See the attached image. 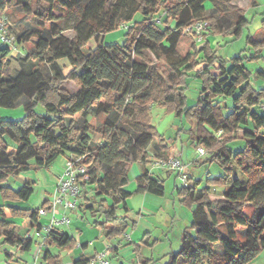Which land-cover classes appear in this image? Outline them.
<instances>
[{
    "label": "trees",
    "instance_id": "obj_1",
    "mask_svg": "<svg viewBox=\"0 0 264 264\" xmlns=\"http://www.w3.org/2000/svg\"><path fill=\"white\" fill-rule=\"evenodd\" d=\"M205 1L213 3L209 14ZM13 2L23 11H30L35 3L37 19L36 27L17 37L19 43L31 44L32 50L19 59L22 67L8 79L4 73L11 62L10 48L0 44V106L13 108L22 101L25 110L20 121L0 120V194L5 202L26 201L32 192L28 184L13 189L8 183L11 176L48 167L61 156L84 155L90 171L83 190L89 186L94 190L92 202L85 207L92 224L109 225L108 239L122 235L134 223L116 214L118 208L129 209L131 192L124 186L131 165L139 163L142 168L136 193L163 196L164 180L154 177L148 164L155 169L151 166L155 159L181 153L169 147L148 120L151 103H169L192 123L191 144L204 146L210 161L225 172L208 178L202 188V179H192L185 172L189 184L175 187L180 202L192 207V219L181 233L180 247L163 256L167 257L164 264H247L264 249V115L257 112L262 110L264 87L251 85V76L264 77V73L251 71L241 54L216 61L207 41L211 32L237 37L248 22L243 8L233 0H0V12ZM250 3L255 5V0ZM136 14L143 21L129 25L121 42H103L106 32ZM70 15L72 22L60 26L58 22ZM197 21L210 24L200 46L194 33L186 31ZM162 23L164 29L159 27ZM64 29L72 30L73 37L64 36ZM90 40L93 46L88 45ZM247 44L257 53L264 47V37L257 40L249 35ZM150 55L164 68L153 63ZM61 59L67 60V72ZM202 64L197 76L203 87L196 102L186 106L181 85L187 71ZM66 80L74 81L78 89L67 92L61 86ZM229 99L234 106L225 116ZM38 104L43 112L35 111ZM93 133L100 136L98 141ZM238 139L245 144L234 153L228 144ZM152 145L157 154L150 160ZM235 169L244 178L233 177ZM217 185L224 188L219 192ZM37 210L1 204L0 245L28 251L33 240L20 235L18 224L5 218L39 227ZM43 243L66 251L77 244L74 237L55 230ZM5 255L12 258L8 251ZM42 256L47 264L58 262L48 250ZM92 259L81 255L74 264H90Z\"/></svg>",
    "mask_w": 264,
    "mask_h": 264
},
{
    "label": "rangeland",
    "instance_id": "obj_2",
    "mask_svg": "<svg viewBox=\"0 0 264 264\" xmlns=\"http://www.w3.org/2000/svg\"><path fill=\"white\" fill-rule=\"evenodd\" d=\"M238 3H242V1ZM30 6L32 7L30 11H23L18 4L13 2L7 9H5L3 12H0V15L3 14L7 18V33L10 37V42L6 44L10 48V53H11V62L9 64V67L7 68V71L4 73V77L7 79L10 76L12 77L16 75V71H18L19 68L22 67L19 62V59L23 57L25 54L30 53L32 50L31 44L29 43L25 44L22 42L19 43L17 41V37L20 34L36 27L35 26L36 24L35 19H37L35 18L36 4L32 2ZM204 6L206 8V12L209 14L213 8V3L210 1H205ZM243 9H244L245 18L247 19L248 22L242 28L241 33L237 37H232V36L230 37L227 36L225 33L211 32L210 33V36H212L210 38L211 43L208 41L209 47L211 48V50H213V53L215 54L217 59L216 61H218V59L229 60L230 58L237 56L238 54H241L245 66H247L251 71L255 72L259 69L263 70L264 50L262 48L257 53L256 52L254 53L255 47L253 45L247 44V37L249 35H253L257 40H261L264 37V28H263L264 0H255V5H252L250 3L249 5H245ZM72 20H73V15H70L68 19H65L64 21H60L58 23L60 26H64L65 23H70L72 22ZM135 21L142 22L143 16L141 14H136L134 19L124 24L126 26L133 25ZM124 24H120L116 29L106 32L104 34L103 42L108 44L121 42L122 39L124 38V33L127 30L125 29ZM159 27L161 29H164L166 26L164 23H162L159 24ZM62 34L68 38H72L74 32L70 29H64L62 30ZM93 44L94 43L92 40L88 42L89 46H93ZM247 46H249L251 50H249L250 48L247 49ZM199 55H203V52L199 53ZM150 56L153 60L152 62L157 63L156 59H154L152 55ZM251 56H254V58H251ZM59 63L63 67L64 72H67L69 69L67 60L61 59ZM157 64L162 68H164L163 63L161 61L158 62ZM217 65L218 62L216 63L215 66ZM202 66L203 64L198 66L196 70L189 69L187 71L186 82L182 83L181 85L183 88L182 90L184 92V95L187 98L186 106H190L194 104L199 96V93L201 92V89L203 87V81L201 80L200 77L197 76V70ZM259 78L254 80V77L251 76V82L253 86L264 87V78L263 77H259ZM61 86L69 93H73L78 89V85L71 80H66L62 82ZM227 101H228L227 102L228 107L223 109L225 116L228 115L230 112H232L234 106V103L231 99ZM222 105H224V103H222ZM35 111L43 112L42 106L40 104L36 105ZM24 115H25V110L23 108L22 101L16 107L13 108L0 106V120L20 121L24 117ZM148 120L149 123L154 127L157 134L165 138V141L167 142L169 147L174 146L177 148V150L183 151L184 154H186L187 156V157L185 156L186 161L184 157L181 156V158L185 163L190 164L186 173H188L189 171L190 175H192V174H196V171L201 172V176L199 177V179H202L203 183L199 184V188H202L206 185L208 178L218 177L219 175L224 174L225 171L222 169L223 170L222 173V170L220 169L218 164L212 163L210 161L209 152L206 150L204 146L202 147H204L205 154L200 155L198 154L197 147L191 144L190 141L191 136L188 130L192 125V123L187 118L186 113L183 112L181 115H178L176 105L169 103L165 104L162 102L151 103L148 109ZM99 122H100L99 119H97V124H99ZM81 123L82 120L78 121L76 124L77 126H80ZM92 136L94 139H97V141L99 140L100 136H98L97 133H93ZM228 146L230 149L233 148L234 153L241 150L239 149V140L230 142ZM150 149H149L150 154L154 149L156 150V154H157V149L153 145L150 147ZM133 164L138 165L139 163H133ZM148 165L150 167V163ZM63 167H64V159L63 156H61L57 158L48 167H38V168L32 167L26 171L19 173L16 176H11L10 178H8L9 179L8 183L13 189L21 188L22 186L25 185V182H29V187L32 188L30 197L26 201L22 202V206H23L22 208L38 207L43 201V198L47 196V193L51 191V184L52 181L54 180L55 175L56 174L58 175L61 172H63ZM199 168L201 169L198 170ZM208 170H210L209 173H207ZM172 172H173L172 174L166 176L164 179V185H165L164 195L152 196L161 199L163 201L162 207H158L161 204L159 202L151 201L149 199L147 201V203H151L156 206L155 208H153L154 209L153 213H158V215L144 216L140 214V210H144L142 207L143 201L140 197V194L136 193V180L133 175V172L131 171V169H129L128 173L131 174L130 177L132 180L131 181L132 184H129L130 179L128 178L129 181L126 185V188L128 191L131 192V195L127 199V201L129 202V209H128L129 212L126 215L129 219V222L132 223L134 221V223L133 225L130 224V226L127 229L135 228L137 229V232H141L142 235V230L140 229H143V231L146 230L149 224L152 225L151 223L157 221L158 219H164V218L167 219L168 215H170L168 213H171V217L170 218L168 217L169 226L168 225L167 226L169 228L165 229V233L169 234V237L172 238L171 240L175 239L174 241H176L177 237L175 236L177 231L175 230L179 226H183V224L179 225L178 220L175 218L181 217L180 215L183 214L184 212H186L188 217L190 218L188 212L191 213L192 207L189 208L188 206L180 202V198L177 195L175 189L173 188V177L177 175L176 174L177 172L176 171H172ZM233 177L244 178V175L241 174L239 170L235 169ZM180 178H181L180 176H177L175 179L176 181L175 185L176 188L178 189H180L178 185L180 186L182 184ZM223 188H224L223 186L217 185V189L219 192ZM173 198H176V200H175V204L172 206ZM0 203L1 204L5 203V200L4 198H2L1 194H0ZM147 207L150 208L149 205ZM149 210L150 209H148V211ZM151 212L149 211V213ZM116 214L117 216L121 217L122 215H124V212H122L121 209L118 208L116 210ZM86 215L87 212L85 213V216ZM87 217L88 216H86V218ZM184 220L185 218L182 217L181 221ZM159 223L161 224L160 221ZM69 226H67L69 227L67 230L73 227V222ZM151 232L149 231V233H144L142 235V236L146 235V237L150 239L149 246L146 247L144 245V247L142 248V252L147 251L149 249V251H151L153 254L154 264H164V262L167 260V257H163V256L166 255L169 251H171L169 249V239L167 238V236H164L165 239L160 241L161 244H155V246L153 247L154 243L156 242L155 238L157 236L153 232H152L153 234L150 235ZM94 234H95V230H89L87 238H90ZM141 243H142L141 240H139L140 245ZM132 245L136 253H138L139 247H137L134 244ZM164 246H166V249L163 250ZM178 247H179L178 245H174L173 248L174 250H177ZM37 248H39L38 251ZM214 248L217 252L220 251L219 248H217L216 246H214ZM40 249L41 251H39ZM42 254H43L42 248H40V246H37L34 243L29 250V255L31 257L35 256L33 257V259L35 260V262L33 261L34 264H47V262L43 259ZM0 256H2L1 252H0ZM127 264H138L137 257L133 256V259L127 262ZM247 264H264V249H262Z\"/></svg>",
    "mask_w": 264,
    "mask_h": 264
},
{
    "label": "crops",
    "instance_id": "obj_3",
    "mask_svg": "<svg viewBox=\"0 0 264 264\" xmlns=\"http://www.w3.org/2000/svg\"><path fill=\"white\" fill-rule=\"evenodd\" d=\"M242 3H238L241 2ZM233 2L236 5H239L241 8H244L245 5H249L250 4V0H233ZM243 14H244V9H243ZM245 16V14H244ZM227 36H230V34H227ZM212 36L208 35L207 36V41H210V38ZM231 37V36H230ZM202 43H199L198 45L200 46ZM211 45V44H210ZM250 47L247 46V49H249ZM251 50V48L249 49ZM264 50V47H263ZM251 53V52H250ZM260 70V69H259ZM214 71V70H213ZM264 73V69L260 70ZM262 77V76H261ZM264 78V77H263ZM258 79V77L254 78V80ZM260 79V78H259ZM251 85L253 86L252 82ZM254 88H260V87H256L253 86ZM257 112L261 115H264V113H262L263 111L261 109L257 110ZM239 140V149L243 148L245 142L243 139H238ZM233 150V148H231ZM152 150V149H150ZM177 150V149H176ZM151 159L156 158V150L154 149L151 153ZM171 156V155H170ZM169 156V157H170ZM173 156V155H172ZM181 156L184 157L186 154H184L183 151H181V153L178 155L179 158H181ZM187 157V156H186ZM64 159V157H63ZM182 159V158H181ZM183 161V159H182ZM186 161V159H185ZM183 163L185 164L186 168H185V172L188 170L190 164L185 163L183 161ZM131 171L133 172V175L135 177V180L137 179V177L141 174L142 172V168L139 165H132L130 167ZM201 168H199L198 170H200ZM149 170L153 173L154 177H159L161 180H164L166 176L172 174L173 172L171 170H165V169H161V168H155L152 169L151 167H149ZM210 170L207 171V173H209ZM162 172V173H161ZM177 174V173H176ZM188 177H192V179H199V177L201 176V172L200 171H196V174H192L190 175V172L188 171L187 173ZM57 174L54 177V180L52 181L51 184V191L47 193V196L43 198V201L41 202V204L38 207H34V208H29V209H39L41 207H45L46 205H44V201H47V204H49V199L51 197V194L53 192V189L55 187L56 184V179H57ZM131 174L128 173V178L130 179L129 184H132V180H131ZM173 177V175H172ZM177 175H175V177H173V188L175 189L176 185H175V179H176ZM33 182V181H32ZM203 183V182H202ZM25 184L29 185V182H25ZM164 184V182H163ZM127 185V184H126ZM126 185L124 186V189L127 190ZM136 188H137V182H136ZM18 189V188H17ZM164 189H165V185H164ZM128 191V190H127ZM130 192V191H129ZM165 193V192H164ZM140 197L143 201V209L144 210H140V214L144 215V216H149V215H153V216H157L158 213H153L154 209L156 206L154 204L151 203H147L148 199L151 201H156L161 203L160 206L158 207H162V200L158 199L156 197H152L154 194L151 193H139ZM158 196V195H155ZM94 197V190L92 186L87 187V189L82 191V194L80 195V197L78 198L77 201V206L78 208L76 210H67L66 212H64V209L61 206H57L56 208V213L60 214L61 212L66 213V215L69 217V223L68 224H61L59 226H57L54 230L56 232L59 233H65L68 236H72L74 237V240L76 241V246L74 248H72L69 251L66 250H62L60 248H58L56 245H52V246H43V251L48 250L51 254V256L53 257H58V262L57 264H74V261L79 259L81 257V255L85 256V257H94L96 255V253H98L99 251H102L103 248L107 245H109L111 248V253H110V264H127V262L131 261L134 257H137V262L138 264H144V261L150 260L151 258L153 259L152 262H150L149 264H154V257L151 251H149V249L147 251L142 252V248L144 247V245L146 247L149 246L150 243V239L145 236H142L144 233H149V231L153 232L157 237L156 242L154 243L153 247L155 246V244H161L160 241L164 240V236H167V238L169 239V249L171 251H176L174 250V245H178L180 247V236L182 231L184 230L185 227L189 226L191 223V213L188 212L190 218L188 217L187 213L184 212L183 214H181V217H176L175 219L178 220L179 225L183 224V226H179L178 228H176L175 231H177L176 236L177 239L176 241H174L175 239L171 240L172 238L169 237V234L165 233V229L169 228V224H168V217H171V213H168L170 215H168L167 219H158L155 222H152V225H148V227L146 228V230L143 231L142 230V235L141 232H137V229L135 228H130V229H126L125 232L128 233L129 237L128 238H123L122 235H118L116 237H113L111 239H108L106 237V233H107V229L109 228V225L105 226L104 228L97 225V224H92V222L94 221L93 218L91 217V214L89 213V211L87 209H85L86 206L90 205V203L92 202V199ZM96 199H99L98 197ZM109 200V199H108ZM175 200L176 198H173L172 201V206L175 204ZM87 201V202H85ZM22 202L24 201H20V202H5L4 204H10L16 207H23L22 206ZM146 202V203H145ZM88 203V204H86ZM150 206L147 207L148 205ZM1 205V203H0ZM48 206V205H47ZM82 206V207H81ZM127 206L129 208V202L127 201ZM183 207V206H182ZM148 209H150L149 211L151 213H149ZM82 210V212H81ZM122 212H124L123 209H121ZM171 211V210H169ZM87 212L88 216L86 218L85 213ZM127 212H124V215L127 217ZM122 215V216H124ZM50 217V213H47L46 216H38V222L42 223L46 220H48V218ZM182 217L185 218L184 221L182 220ZM1 218V217H0ZM128 218V217H127ZM5 219L10 220L15 222L16 224H18L17 226V232L20 235H23L26 237L27 233L30 232L32 234V239L33 240V244L35 243L37 246H41V236L36 233L37 227H27L23 224H21V220L19 218L16 217H10L7 216ZM174 219V220H175ZM129 220V219H128ZM141 220V219H140ZM159 221L161 222V224L159 223ZM73 222V227L70 228L69 230H67L70 226V224ZM160 225V226H159ZM168 225V226H167ZM178 225V224H177ZM69 226V227H67ZM21 228V229H20ZM20 229V230H19ZM89 230H95V234L92 235L90 238L88 237V231ZM150 233V235H152L153 233ZM139 240H141V245L139 244ZM41 241V242H40ZM90 242L92 244H90ZM102 242V243H101ZM32 244V245H33ZM82 244H85V247H81ZM136 245L137 247H139L138 253H136V251L133 248V245ZM31 245V246H32ZM178 247V248H179ZM217 248H219V252H221V248L219 245H216ZM31 248V247H30ZM177 248V249H178ZM0 249H1V255L0 256V264H34L33 261L35 262V260L33 259V257L35 256H30L29 255V250L25 251V252H19L18 249L14 246H9L6 244L0 245ZM39 248H37L38 251ZM166 249V246L163 247V250ZM8 251L12 254V258H8L5 255V252ZM170 252V251H169ZM141 253V254H140ZM37 254V252H36Z\"/></svg>",
    "mask_w": 264,
    "mask_h": 264
},
{
    "label": "built area",
    "instance_id": "obj_4",
    "mask_svg": "<svg viewBox=\"0 0 264 264\" xmlns=\"http://www.w3.org/2000/svg\"><path fill=\"white\" fill-rule=\"evenodd\" d=\"M158 22V21H157ZM124 24V23H122ZM208 21H197L186 28L187 32H192L195 35V40L198 43H202L204 40V33L209 27ZM125 29L129 25H125ZM10 37L7 33V18L5 15H0V44H8ZM262 110L264 111V102L262 104ZM198 154H205V150L202 147L197 148ZM85 156L80 157H64L63 172L58 174L54 190L49 199L48 206L39 208L38 216H46L50 213L48 220L40 223L37 227L36 233L41 236V240L44 241L46 236L61 224H68L69 217L66 215L67 210H76L78 208L77 201L83 191L82 183L89 178L90 166L85 162ZM151 166L153 168L170 169L177 172V176H180L182 184L178 187L185 188L189 184L187 175L185 173V164L179 157L170 156L167 159H155ZM61 206L64 212L60 214L56 213V207ZM123 238H128L129 235L126 232L122 233ZM26 238H32L30 232L27 233ZM41 242L40 248L44 243ZM91 243V242H90ZM110 246L107 245L102 251L96 253L91 260L90 264H110ZM41 251V249L39 250Z\"/></svg>",
    "mask_w": 264,
    "mask_h": 264
}]
</instances>
